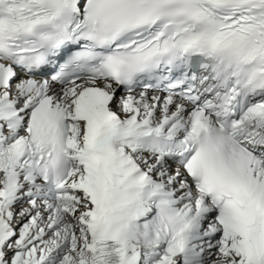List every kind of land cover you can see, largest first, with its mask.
Wrapping results in <instances>:
<instances>
[{
    "label": "snow or ice",
    "instance_id": "obj_1",
    "mask_svg": "<svg viewBox=\"0 0 264 264\" xmlns=\"http://www.w3.org/2000/svg\"><path fill=\"white\" fill-rule=\"evenodd\" d=\"M0 264H264V0H0Z\"/></svg>",
    "mask_w": 264,
    "mask_h": 264
}]
</instances>
